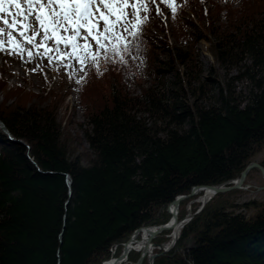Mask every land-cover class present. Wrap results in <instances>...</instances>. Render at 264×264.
Returning a JSON list of instances; mask_svg holds the SVG:
<instances>
[{"label": "trees", "instance_id": "16d2710c", "mask_svg": "<svg viewBox=\"0 0 264 264\" xmlns=\"http://www.w3.org/2000/svg\"><path fill=\"white\" fill-rule=\"evenodd\" d=\"M189 1L174 17L176 43L163 40L167 58L149 43L155 73L140 95L125 91L123 76L138 75L134 56L154 22L150 14L126 63L101 59L99 72L89 64L78 78L90 124L87 163L58 120L68 91H36L0 72V119L12 134L0 127V264H103L136 229L170 221L176 196L194 185L232 184L264 153V0L239 7L209 0L207 8L194 0L208 20L191 32L192 18L181 17ZM202 38L215 58L207 70L197 54ZM258 162L264 166V157ZM241 191L213 196L154 264H264V199L238 203ZM201 194L181 202L180 219L198 210ZM171 232L154 241L169 243ZM140 255L132 250L128 260ZM143 264H150L147 257Z\"/></svg>", "mask_w": 264, "mask_h": 264}, {"label": "snow or ice", "instance_id": "6c2138e0", "mask_svg": "<svg viewBox=\"0 0 264 264\" xmlns=\"http://www.w3.org/2000/svg\"><path fill=\"white\" fill-rule=\"evenodd\" d=\"M173 17L179 5L164 0ZM156 0H0V52L31 62L47 58L84 72L118 57L137 40ZM160 13L159 6L156 8ZM94 42V43H93ZM35 70V69H33ZM102 74V73H101ZM71 78V73H70ZM83 83V78L76 81Z\"/></svg>", "mask_w": 264, "mask_h": 264}, {"label": "rangeland", "instance_id": "374dc122", "mask_svg": "<svg viewBox=\"0 0 264 264\" xmlns=\"http://www.w3.org/2000/svg\"><path fill=\"white\" fill-rule=\"evenodd\" d=\"M182 1L184 0H176V3L179 5L178 8H180V2ZM204 1L205 8L212 5L211 1ZM229 1H231L230 3L235 7H239V5L243 2V0ZM157 5L160 9L159 14H157L156 11ZM183 5L184 8L181 13V17H184L185 19L192 18L193 20L192 27L189 29L186 28V30L188 29V31L191 32L196 27L202 28L203 22L208 20V15L205 14L204 19L203 17L200 19L199 14L196 11L194 0L185 2ZM150 8L151 11L149 14L154 18V22L149 24L148 28L143 31L142 43L144 46H142V51L136 52V55L134 56L133 70L137 71L138 75L130 73L123 76V87L125 91L133 95H140L142 93V88L151 83V74L155 73V62L148 59L147 56V50H150L149 43L160 50L157 52L161 53L160 56L162 59L167 58V54L165 53L166 43L163 42V40L166 38L172 44L176 43L174 33V30H176V23L171 13V9L164 2V0H156V3L150 4ZM140 41L141 39L139 38L137 43ZM137 43H134L133 46L135 47ZM210 45V40L205 38L198 40L196 45L197 54L199 55L200 60L204 63L205 70L208 69L211 62L213 63L215 61V58L210 50ZM140 52L141 54H138ZM73 65L74 67L69 69L64 67L62 63L50 64L47 58L40 57H36L31 62H27L25 59H21L18 56H10L0 52V72L8 78L12 84L20 83L36 91H41V89L43 90V88H45L44 86H47L48 88L52 86L57 87L58 89L64 88L68 91L65 102L58 111V120L62 124L65 133H67L66 139L74 153L83 156V163H87L88 155L91 152V149L88 140L85 137V129L90 128V124L89 118L81 105V93L77 89L76 82L78 78L83 75V72L79 70V65L75 61H73ZM217 67L222 73V79L226 81L227 77L225 75V69L220 67L219 64H217ZM232 72L233 74L236 73L235 70ZM229 76H231V73ZM235 84L239 88L245 85L243 82H236ZM2 101L3 93L0 91V103ZM263 157L264 153H261L256 160L259 161ZM252 172L255 175L254 178L250 179L252 186L242 189L241 192L235 195L236 202L238 203L247 202L252 199H264V176L261 171L252 170ZM199 199L200 196L196 199L200 202V208L203 202ZM242 210L247 213L252 212V210L248 207H244ZM139 238L140 237H138L137 240H139Z\"/></svg>", "mask_w": 264, "mask_h": 264}, {"label": "water", "instance_id": "95a60500", "mask_svg": "<svg viewBox=\"0 0 264 264\" xmlns=\"http://www.w3.org/2000/svg\"><path fill=\"white\" fill-rule=\"evenodd\" d=\"M0 126L5 131H8L7 126L5 125L3 120H1V119H0ZM19 141L21 142L22 140H19ZM254 168H259L262 171V174L264 176V166L262 164H260L258 161H252L243 170L241 176L237 177L236 179L233 180L232 184H228L227 182H224V183H219V184L194 185L188 194H180V195L176 196V198L169 204V207H168L169 211L172 213L171 220L169 222H167L166 224L164 223V224L157 225V227L154 229V231L150 232V236L147 238L149 245H152L154 248H161V249H163V251L162 252L153 251L152 254H149L148 250H143V251H141V256L137 261H135V262L128 261V262H125L124 264H143L144 258L146 256H148L150 264H154L155 258L158 255H160L161 253L169 251L176 244V242L179 238V233H178L177 235H175L173 237L172 242L169 245L164 246L163 243H157V242L153 241V239L157 235H159L161 232H163L165 230H172L175 227H177L178 225L183 226L184 221L191 219L196 213L203 210L205 204L207 202H209V200H211L212 197L215 196L216 194L221 193V192L231 191L234 189H241V188L246 189V188L250 187L251 183H245V181H246V178H247L249 172L251 170H253ZM67 181H68L69 185H71L72 181H71L69 175L67 177ZM203 190H209L210 191V197L208 198V201L204 200L202 206L195 213L190 211L186 218L180 219L179 218V207H180L181 202L184 199L191 197V196H194ZM143 228H151V227L150 226H142V227L136 229L135 232L132 234L131 238L128 240V242L125 243V247L122 249V252L115 259H119L121 257L128 259L129 252L131 250L130 249L131 246L129 247L128 243H129V241H132V243L138 242L135 239V234H138ZM133 249H135V248L133 247ZM107 261L108 260H105L102 263L104 264Z\"/></svg>", "mask_w": 264, "mask_h": 264}, {"label": "bare ground", "instance_id": "6f19581e", "mask_svg": "<svg viewBox=\"0 0 264 264\" xmlns=\"http://www.w3.org/2000/svg\"><path fill=\"white\" fill-rule=\"evenodd\" d=\"M210 197V191L209 190H203L202 194L200 196V201L203 202L204 200L208 201V198ZM151 228H143L138 234H135V239L137 240L138 237L140 236L139 240H137L138 242H134L132 243V241H129L128 246H131V250H138V251H143V250H148L149 254H152L154 251V247L152 245H149L147 238L150 236V232L154 231V229L157 226H150ZM183 226L182 225H178L177 227L174 228L173 233H172V239L175 235H177L181 228ZM125 247V246H124ZM133 247L135 249H133ZM129 252V253H130ZM148 257V256H146ZM116 257H112L110 260H108L105 264H124L125 262H128V259H125L124 257H121L119 259H115Z\"/></svg>", "mask_w": 264, "mask_h": 264}]
</instances>
